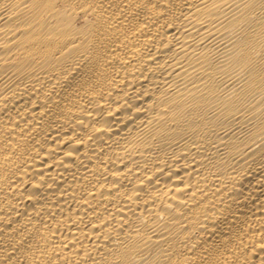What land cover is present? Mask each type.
<instances>
[{"label": "bare ground", "instance_id": "obj_1", "mask_svg": "<svg viewBox=\"0 0 264 264\" xmlns=\"http://www.w3.org/2000/svg\"><path fill=\"white\" fill-rule=\"evenodd\" d=\"M0 264H264V0H0Z\"/></svg>", "mask_w": 264, "mask_h": 264}]
</instances>
